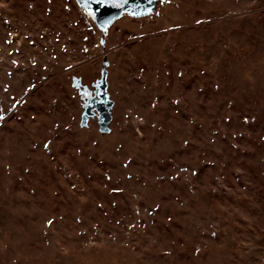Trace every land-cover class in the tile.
Here are the masks:
<instances>
[{
    "label": "rangeland",
    "instance_id": "rangeland-1",
    "mask_svg": "<svg viewBox=\"0 0 264 264\" xmlns=\"http://www.w3.org/2000/svg\"><path fill=\"white\" fill-rule=\"evenodd\" d=\"M0 117V264H264V0H0Z\"/></svg>",
    "mask_w": 264,
    "mask_h": 264
},
{
    "label": "water",
    "instance_id": "water-1",
    "mask_svg": "<svg viewBox=\"0 0 264 264\" xmlns=\"http://www.w3.org/2000/svg\"><path fill=\"white\" fill-rule=\"evenodd\" d=\"M163 0H127L118 1L114 6L110 0L104 5L90 3L89 0H75L77 6L81 8L94 22L96 27L105 34L109 27L123 15L139 18L152 14L158 2ZM97 96L99 101L83 99L85 103V115L91 116L96 109L100 115L101 126L105 127L109 120V108L112 102L109 100L106 91V72L102 71L101 79L97 83ZM85 94V91L82 92Z\"/></svg>",
    "mask_w": 264,
    "mask_h": 264
},
{
    "label": "snow or ice",
    "instance_id": "snow-or-ice-1",
    "mask_svg": "<svg viewBox=\"0 0 264 264\" xmlns=\"http://www.w3.org/2000/svg\"><path fill=\"white\" fill-rule=\"evenodd\" d=\"M89 2L98 4V5H104L108 2V0H89ZM124 2H127V0H124ZM0 119H2V117H0Z\"/></svg>",
    "mask_w": 264,
    "mask_h": 264
},
{
    "label": "flooded vegetation",
    "instance_id": "flooded-vegetation-1",
    "mask_svg": "<svg viewBox=\"0 0 264 264\" xmlns=\"http://www.w3.org/2000/svg\"><path fill=\"white\" fill-rule=\"evenodd\" d=\"M118 1H122V0H110V2H111L114 6L117 5V2H118Z\"/></svg>",
    "mask_w": 264,
    "mask_h": 264
}]
</instances>
